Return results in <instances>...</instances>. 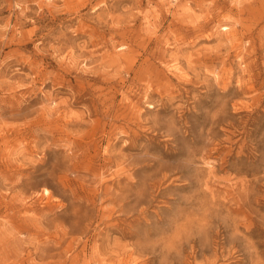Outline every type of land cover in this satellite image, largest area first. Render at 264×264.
Returning a JSON list of instances; mask_svg holds the SVG:
<instances>
[{
	"label": "rangeland",
	"instance_id": "obj_1",
	"mask_svg": "<svg viewBox=\"0 0 264 264\" xmlns=\"http://www.w3.org/2000/svg\"><path fill=\"white\" fill-rule=\"evenodd\" d=\"M129 263L264 264V0H0V264Z\"/></svg>",
	"mask_w": 264,
	"mask_h": 264
},
{
	"label": "bare ground",
	"instance_id": "obj_2",
	"mask_svg": "<svg viewBox=\"0 0 264 264\" xmlns=\"http://www.w3.org/2000/svg\"><path fill=\"white\" fill-rule=\"evenodd\" d=\"M233 112H234V111H233ZM170 128H171V127H170ZM165 137H166V136H165ZM129 138H130V137H129ZM114 140H115V139H114ZM133 140H134V139H133ZM172 140H173V139H172ZM134 144H135V143H134ZM172 155H173V154H172ZM145 160H146V159H145ZM146 162H147V161H146ZM189 163H190V162H189ZM144 164H145V163H144ZM134 172H135V171H134ZM129 173H130V172H129ZM169 177H170V176H169ZM152 178H153V177H152ZM177 181H178V180H177ZM114 182H115V181H114ZM163 182H164V181H163ZM205 182H206V181H205ZM136 183H137V182H136ZM155 184H156V182H155ZM189 185H191V184H189ZM120 187H121V186H120ZM105 189H107V188H105ZM141 189H142V188H140L139 190H141ZM122 190H123V189H122ZM124 190H125V189H124ZM137 191H138V190H137ZM112 192H113V191H112ZM203 192H204V191H203ZM136 193H137V192H136ZM140 193H141V192H140ZM143 193H144V192H143ZM194 193H195V192H194ZM201 193H202V192H201ZM206 193H207V192H206ZM125 194H126V192H125ZM125 194H124V195H125ZM127 195H128V194H127ZM158 195H159V194H158ZM212 195H213V194H212ZM140 197H141V196H140ZM144 197H145V196H144ZM170 197H171V196H170ZM219 197H220V196H219ZM219 197H218V198H219ZM111 198H112V197H111ZM209 198H211V197H209ZM178 199H179V198H178ZM126 200H128V198H126ZM137 200H138V198H137ZM215 200H216V198H215ZM212 201H213V200H212ZM136 202H137V201H136ZM171 202H172V201H171ZM217 202H218V201H217ZM219 202H220V201H219ZM128 204H129V202H128ZM137 204H138V203H137ZM140 204H141V203H140ZM213 204H214V203H213ZM213 204H212V205H213ZM143 206H144V205H143ZM143 206H142V207H143ZM219 206H220V205H219ZM226 207H227V206H226ZM120 208H122V207H120ZM121 210H122V209H121ZM221 210H222V209H221ZM159 212H160V211H159ZM173 212H174V211H173ZM161 213H162V212H161ZM120 215H121V214H120ZM153 215H154V214H153ZM170 215H171V214H170ZM166 220H167V219H166ZM147 223H148V222H147ZM150 224H151V222H150ZM135 225H136V224H135ZM188 225H189V224H188ZM137 226H138V225H137ZM148 226H149V225H148ZM261 227H262V226H261ZM154 228H155V227H154ZM197 228H198V227H197ZM149 229H150V228H149ZM135 230H136V229H135ZM151 230H153V229H151ZM181 230H182V229H181ZM183 230H184V229H183ZM151 232H152V231H151ZM151 232H150V233H151ZM131 234H132V233H131ZM157 234H158V233H157ZM205 235H206V234H205ZM244 240H245V239H244ZM137 242H138V241H137ZM137 242H136V243H137ZM154 250H155V249H154ZM155 251H156V250H155ZM124 253H125V252H124ZM134 254H135V253H134ZM152 258H153V257H152ZM134 261L136 262V260H134ZM134 261H133V262H134ZM140 261H141V260H140ZM138 262H139V260H138ZM129 264H130V263H129Z\"/></svg>",
	"mask_w": 264,
	"mask_h": 264
}]
</instances>
